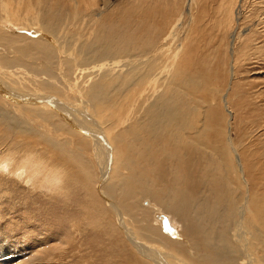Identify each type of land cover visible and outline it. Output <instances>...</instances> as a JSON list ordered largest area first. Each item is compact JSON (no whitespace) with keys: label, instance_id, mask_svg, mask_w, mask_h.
Wrapping results in <instances>:
<instances>
[{"label":"rangeland","instance_id":"374dc122","mask_svg":"<svg viewBox=\"0 0 264 264\" xmlns=\"http://www.w3.org/2000/svg\"><path fill=\"white\" fill-rule=\"evenodd\" d=\"M0 21L9 23L0 24L5 36L40 34L51 42L45 35H58L56 63L21 58L34 72L14 63L22 49L0 44V79L31 99L50 95L63 109L0 93V157L13 158L14 169L31 151L47 168L65 165L66 175L58 190H48L43 174L0 168V264H152L131 240L116 173L108 171L104 183L103 176L110 159L117 160L112 169L136 172L153 147L145 131L157 130L158 117L141 107L155 99L165 109L175 104L173 117L184 128L177 141L190 144L188 167L197 176L190 181L198 183L189 213L209 200L223 219L217 237L202 233L210 250L196 251L264 264V0H0ZM88 128L105 138L104 150L93 148ZM166 134L165 127L156 131V145ZM119 145L134 151L129 170L119 164ZM148 161L158 170L147 176L157 193L162 163ZM132 178L144 182L138 173ZM146 202L153 204L144 198L141 206L160 221Z\"/></svg>","mask_w":264,"mask_h":264},{"label":"bare ground","instance_id":"6f19581e","mask_svg":"<svg viewBox=\"0 0 264 264\" xmlns=\"http://www.w3.org/2000/svg\"><path fill=\"white\" fill-rule=\"evenodd\" d=\"M37 23L40 25L38 21ZM37 23H33L32 26L37 27ZM0 24H5V26H7V24L9 23L6 21H0ZM17 24V22H12V26H15ZM5 32L7 31L2 30V28L0 29V44L22 49L20 52H18L20 55H22V57L17 59V61H15L14 63L16 65L18 64L23 70L34 72L32 67L34 65L27 63L28 61L25 62L21 60V58L28 59L32 58L33 56H36V58L37 56H41L44 58L47 64L52 65L56 63V48L58 49L59 46L58 35H45L47 38L51 39V42H47L45 41V39L41 38L44 35L38 37L40 34H36V37L29 38L23 36L21 33L18 34L16 32L12 33L13 35L10 33L9 36H5ZM6 63L7 65H10V62ZM41 66L44 67L43 63ZM95 66L96 65H93L89 68L93 69ZM43 73L50 74V71L45 68ZM82 75L83 74H80V77H82ZM72 76L76 83L80 82L79 87L86 88L83 86V79L76 78V74H72ZM87 84L89 85L91 84V82H88ZM10 86L5 81V79H0V93H5L6 96H8L13 102H22L27 105H31V103H40V106H42V103H45L47 106H51L53 111H59V109H62V105L57 102L58 99H51L49 98L50 95L33 97L31 99L24 94L11 91ZM2 95L4 96V94ZM6 96L4 97L6 98ZM149 103L151 104L150 107L144 105L141 107V110L145 107L148 109L150 108V110L154 111V113L158 117L157 130L161 127H165L167 134L164 137L159 138L162 141V144L156 145L154 141V136L157 130L147 128L145 131L147 137L145 138L149 141L148 144H151V146L153 147L148 152H144V154L139 158V163H137V165L135 166L136 172L131 171L128 168V162H130L133 158L131 155L134 154V151L131 153L128 147V150L126 152L125 150L127 149V146H124L125 144L119 145L120 150L122 152V157L120 151H118V160L120 161L119 164L122 166V168H128L129 175H124L126 174V172H124L121 168H117L115 170L112 169L111 165H116L117 160H115V162H113V160L111 159L110 161L107 160L108 162L105 161L104 166L105 172L103 176V183L106 180L105 175L108 174V171H111V173H116L115 180L117 181V183L113 186L114 189L117 191L116 195L120 201L118 202L121 204L122 207V211H120L124 213V215L126 216V222L130 224L135 233L134 237L131 236V240L134 243L133 245L137 247V251H140V253L144 257L147 256V258L152 262V264H233L232 262L236 261V259H230V253L225 254L227 256L226 257L223 253H220L218 249H215L210 253L200 257V254L196 251V247L199 245H202L205 251L210 250V243L206 240H202V233H208V236L212 238L217 237V228L222 224L223 219L216 217V211L214 207L210 204L209 200L205 201L203 204H200L198 206V214L191 215L189 213V192L191 190H194L198 183L197 180L192 182L190 181L191 178L197 177L196 175H193L194 171H190V168L188 167L189 154L192 153L190 149V144L183 141L182 139V141H177L181 138L180 134H183L184 128L178 126L179 124L176 123V120L173 117V115L176 113L174 111L175 104L171 102V105L169 103V105L167 106L169 108L165 109L164 106H161L163 103L161 102L162 104H159L156 99L153 101H149ZM25 104H23V106H26ZM64 114L66 116V114L68 113L64 112ZM163 114H166V116L163 117ZM70 118L67 117V119L71 121ZM85 131L86 135H89V137L94 138V140L92 139L94 141L93 148L96 151H99V148L100 150H104L105 138L101 135V133H99L98 131L95 132L89 128L85 129ZM91 133L94 134L91 135ZM95 133L97 135H95ZM109 145L111 147V144ZM116 149L117 148H115V150ZM232 151L234 152V150ZM32 155L36 156V154L31 151L26 152L23 156L24 160L21 161V163H18L19 165L17 164V167H14V169L12 168L13 166L10 167L13 158L11 159L10 157L2 156L0 157V161H2V163H0V168L9 171L11 175L16 171H18V173L22 175H28V169H31L32 171L37 172L35 175L36 177H39L41 174L45 176L43 178L44 182H42V185H44L46 188H49L48 190H58L61 187V183L63 181L64 176H66L65 171L63 170L65 169V165H60L58 162V165L52 164L50 168H47L46 165H44L45 163H40L38 158ZM150 157H153L159 164L162 163V174L160 177L161 186L157 193H152L150 191L151 184L150 181H147V176L151 175V172H158V170H150L152 169L149 167L150 161L148 160ZM198 158L200 162V156H198ZM106 163H108V165ZM147 170H149V172H146ZM137 173L140 174V178L143 179L144 182H137L133 184L132 177L136 176ZM187 174H189L190 176L186 177ZM108 188L110 189V185L106 187L107 193L109 191ZM103 193L102 196L104 197L105 193L104 195ZM144 198L149 199L153 203L151 204L149 202H146L147 204L153 205V207L158 208V210L156 211H159L160 214L162 213L161 215H159V217H162L160 221L158 220L156 222L154 220L155 217H153L151 209V211H149V209L141 206L140 203ZM243 205L241 206V208L244 209L245 203ZM111 206L113 207V205ZM240 214L241 216L243 215L242 213ZM167 223L170 224L173 229V232L168 233L169 231ZM162 224L164 225V228H162ZM224 231L226 232V230ZM177 257H179L180 259H178Z\"/></svg>","mask_w":264,"mask_h":264}]
</instances>
